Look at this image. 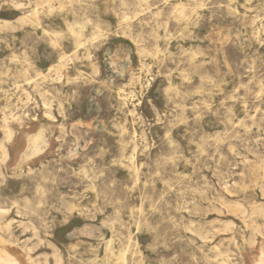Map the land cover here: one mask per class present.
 <instances>
[{
    "label": "rangeland",
    "instance_id": "374dc122",
    "mask_svg": "<svg viewBox=\"0 0 264 264\" xmlns=\"http://www.w3.org/2000/svg\"><path fill=\"white\" fill-rule=\"evenodd\" d=\"M0 242L259 264L264 0H0Z\"/></svg>",
    "mask_w": 264,
    "mask_h": 264
},
{
    "label": "bare ground",
    "instance_id": "6f19581e",
    "mask_svg": "<svg viewBox=\"0 0 264 264\" xmlns=\"http://www.w3.org/2000/svg\"><path fill=\"white\" fill-rule=\"evenodd\" d=\"M60 62H58V65H59ZM60 65H62V63H60ZM59 65V66H60ZM57 67V66H56ZM61 67V66H60ZM59 67V68H60ZM58 68V70H59ZM7 134V139H10L11 137V133H8L6 132ZM38 139V138H37ZM34 140V139H33ZM40 140V139H39ZM38 141V140H37ZM34 142V141H33ZM143 144V143H142ZM34 145V144H33ZM39 147V146H38ZM34 149V148H33ZM32 149V150H33ZM31 150V151H32ZM33 152V151H32ZM35 153V151H34ZM30 154H32L30 152ZM34 155V154H33ZM198 207V206H197ZM172 218V217H171ZM192 227V226H191ZM5 242V241H4ZM8 245V244H7ZM11 247V246H10ZM218 255V254H217ZM264 262V253L261 254V257L259 259V264H262ZM0 264H18L16 258L13 257V255L11 254V252L7 251V249L5 248V245L3 243L0 242Z\"/></svg>",
    "mask_w": 264,
    "mask_h": 264
},
{
    "label": "clouds",
    "instance_id": "9594fccd",
    "mask_svg": "<svg viewBox=\"0 0 264 264\" xmlns=\"http://www.w3.org/2000/svg\"><path fill=\"white\" fill-rule=\"evenodd\" d=\"M120 74H121V75H123V73H122V72H121ZM151 103H152V102H151V100H149V104H151ZM153 107H155V106L153 105Z\"/></svg>",
    "mask_w": 264,
    "mask_h": 264
}]
</instances>
